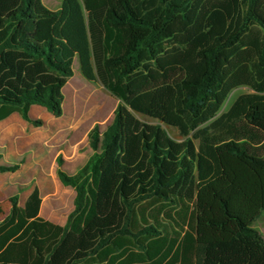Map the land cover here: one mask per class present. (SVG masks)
I'll use <instances>...</instances> for the list:
<instances>
[{
  "label": "trees",
  "instance_id": "trees-1",
  "mask_svg": "<svg viewBox=\"0 0 264 264\" xmlns=\"http://www.w3.org/2000/svg\"><path fill=\"white\" fill-rule=\"evenodd\" d=\"M57 1L0 0V121L61 117L76 59L120 103L75 174L56 160L75 191L65 225L40 216L38 188L11 197L0 264H264V0ZM74 94L75 124L94 110L80 128L109 113Z\"/></svg>",
  "mask_w": 264,
  "mask_h": 264
},
{
  "label": "rangeland",
  "instance_id": "rangeland-1",
  "mask_svg": "<svg viewBox=\"0 0 264 264\" xmlns=\"http://www.w3.org/2000/svg\"><path fill=\"white\" fill-rule=\"evenodd\" d=\"M42 3L51 11H58L61 3L57 0H42ZM75 75L64 88V114L57 118L42 106H34L31 115L44 121V125H31L28 130H21L14 137L4 142L0 140V154L3 160L0 164L20 163L16 173L0 175V220L10 210V199L18 196L19 204H24L28 193L38 188L42 197L43 216L54 217L64 221L74 208L75 191L64 186L57 177V158L62 156L63 168L69 174H75L89 159L93 151L88 144V134L99 124L105 130L114 118V112L120 101L113 97L98 81L86 80L80 70L79 62H74ZM88 88L106 102H109V113L106 117L96 119L86 128H80L93 114L94 110L81 118L76 124L74 106V92ZM248 87H239L231 92L221 114L228 111L235 100L243 94L251 93ZM19 116L18 113H16ZM20 117V116H19ZM21 118V117H20ZM30 124V123H29ZM5 130H2L4 133ZM174 138H179L175 129L169 128ZM14 146V147H13ZM254 228L264 236V211Z\"/></svg>",
  "mask_w": 264,
  "mask_h": 264
},
{
  "label": "crops",
  "instance_id": "crops-1",
  "mask_svg": "<svg viewBox=\"0 0 264 264\" xmlns=\"http://www.w3.org/2000/svg\"><path fill=\"white\" fill-rule=\"evenodd\" d=\"M33 107L31 108V110L33 109ZM30 114H31V111H30ZM19 116H20V114H19ZM19 116H17L16 113H14L10 117H8L7 119H5L3 121H0V137H4V142L2 143L3 145H5L4 143H5L6 140H8L9 137H14L17 133L21 132V130H25L26 131V130L31 128L32 124H29L28 122L23 120L21 116H20L21 118ZM2 130H5L4 133H2ZM0 140H2V138H0ZM1 160H3V156H2ZM1 164H3V162ZM30 194H31V192L27 194V196L25 198V201H26V199L28 198V196ZM25 201H24V203H25ZM19 205L23 206L24 204H19ZM8 214H9V211L6 213L5 217ZM40 216L43 217L46 220L51 221L52 223L58 224V225H65L66 221H67V217H68L67 216L64 221H60V220H56L54 217L43 216V207H41ZM2 220H0V222Z\"/></svg>",
  "mask_w": 264,
  "mask_h": 264
}]
</instances>
